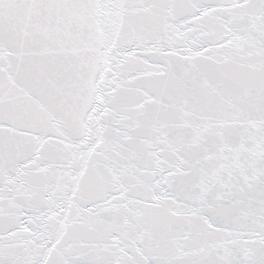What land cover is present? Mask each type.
I'll return each instance as SVG.
<instances>
[{"label":"snow or ice","instance_id":"1","mask_svg":"<svg viewBox=\"0 0 264 264\" xmlns=\"http://www.w3.org/2000/svg\"><path fill=\"white\" fill-rule=\"evenodd\" d=\"M0 264H264V0H0Z\"/></svg>","mask_w":264,"mask_h":264}]
</instances>
